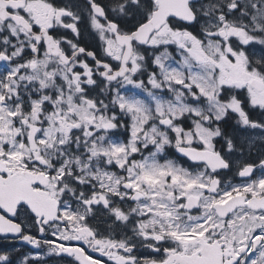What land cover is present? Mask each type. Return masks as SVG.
Returning <instances> with one entry per match:
<instances>
[{
    "label": "snow or ice",
    "instance_id": "1",
    "mask_svg": "<svg viewBox=\"0 0 264 264\" xmlns=\"http://www.w3.org/2000/svg\"><path fill=\"white\" fill-rule=\"evenodd\" d=\"M50 262L264 264V0H0V264Z\"/></svg>",
    "mask_w": 264,
    "mask_h": 264
},
{
    "label": "flooded vegetation",
    "instance_id": "2",
    "mask_svg": "<svg viewBox=\"0 0 264 264\" xmlns=\"http://www.w3.org/2000/svg\"><path fill=\"white\" fill-rule=\"evenodd\" d=\"M253 158H255V157H253ZM50 264H51V262H50ZM62 264H64V262H62Z\"/></svg>",
    "mask_w": 264,
    "mask_h": 264
}]
</instances>
